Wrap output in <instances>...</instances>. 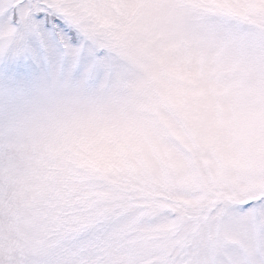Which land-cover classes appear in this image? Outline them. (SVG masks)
Returning <instances> with one entry per match:
<instances>
[{
    "label": "snow or ice",
    "instance_id": "snow-or-ice-1",
    "mask_svg": "<svg viewBox=\"0 0 264 264\" xmlns=\"http://www.w3.org/2000/svg\"><path fill=\"white\" fill-rule=\"evenodd\" d=\"M33 51L88 98L0 135V264H264V0H0Z\"/></svg>",
    "mask_w": 264,
    "mask_h": 264
},
{
    "label": "rangeland",
    "instance_id": "rangeland-1",
    "mask_svg": "<svg viewBox=\"0 0 264 264\" xmlns=\"http://www.w3.org/2000/svg\"><path fill=\"white\" fill-rule=\"evenodd\" d=\"M83 71V61L73 70L35 51L0 58V135H25L66 103L86 102Z\"/></svg>",
    "mask_w": 264,
    "mask_h": 264
},
{
    "label": "clouds",
    "instance_id": "clouds-1",
    "mask_svg": "<svg viewBox=\"0 0 264 264\" xmlns=\"http://www.w3.org/2000/svg\"><path fill=\"white\" fill-rule=\"evenodd\" d=\"M257 130L258 128L255 122V117H253L248 129L249 137L251 138L252 136H254ZM130 148V137L128 135H118L114 139H110L107 141L101 140L98 143L88 144L84 151L85 154L91 156L93 160L104 163L116 153H122L125 149Z\"/></svg>",
    "mask_w": 264,
    "mask_h": 264
}]
</instances>
